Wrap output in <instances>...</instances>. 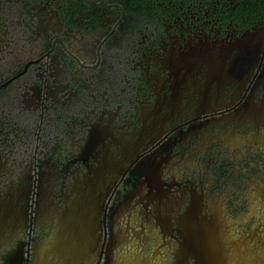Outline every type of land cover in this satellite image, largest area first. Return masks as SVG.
<instances>
[{
	"label": "flooded vegetation",
	"instance_id": "obj_1",
	"mask_svg": "<svg viewBox=\"0 0 264 264\" xmlns=\"http://www.w3.org/2000/svg\"><path fill=\"white\" fill-rule=\"evenodd\" d=\"M20 195L23 264H264V0H0Z\"/></svg>",
	"mask_w": 264,
	"mask_h": 264
},
{
	"label": "water",
	"instance_id": "obj_2",
	"mask_svg": "<svg viewBox=\"0 0 264 264\" xmlns=\"http://www.w3.org/2000/svg\"><path fill=\"white\" fill-rule=\"evenodd\" d=\"M25 197L27 195L19 196V209L15 210L13 200L6 202V208H0V264H5V262L23 264L26 258L24 241L20 238L21 234L26 231L28 220V211L25 204L21 202ZM62 231L61 227L58 235L60 239L63 236ZM55 261L57 264H62L61 261Z\"/></svg>",
	"mask_w": 264,
	"mask_h": 264
}]
</instances>
